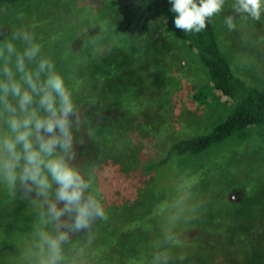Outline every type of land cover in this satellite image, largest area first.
<instances>
[{"label":"rangeland","instance_id":"rangeland-1","mask_svg":"<svg viewBox=\"0 0 264 264\" xmlns=\"http://www.w3.org/2000/svg\"><path fill=\"white\" fill-rule=\"evenodd\" d=\"M94 1L23 0L19 4L0 9V30L11 34L21 26L27 28L35 33L46 55L48 51L45 47L55 43L59 35L60 17H69L68 21H75L73 17H83L81 25L74 22L70 27L81 30L80 37L84 39L92 29L95 30L92 24L97 25L103 17L115 13L114 25L122 20L125 28L129 27L133 34L131 46L127 45L129 52L126 53L130 64L150 73L153 70L162 74L167 69L166 72L177 78L173 86L181 88L178 94H174L173 103L176 105L167 109L162 103L164 108H160L161 111L144 108L142 112H128L119 123H113L111 116L106 121V125L111 126L107 131L112 135L110 142L114 148L117 146L124 160L120 161L123 170L116 173L109 161H105L102 166V159L96 160L94 157L84 163V166L92 169L98 165L95 163H100L94 171L95 184L100 190L108 217L105 221L96 222L91 237L84 233L72 237L74 242L84 248L87 264H148L154 245L173 223V231L179 234L182 244L172 249V264H264V150L255 130L236 134L202 156L171 160L159 171L155 184L146 189L143 179L149 178V175L141 177V181L137 180L140 177L136 172L139 158L142 156V159L146 157L152 161L150 156L165 148L170 141L166 132L153 135V131L164 124L168 128L177 124L176 138L191 130L207 129L223 115L222 108L211 106L199 110V115L192 118L196 126L179 131L181 125L178 121L184 120L191 109L185 105L187 93H196L199 87L208 82L201 66L175 41L168 40L161 45V50L167 51L169 55H148L145 45L156 46L154 41H163L161 34H164L163 18L152 9L143 6L126 7L121 0H102L105 5L98 8ZM231 2L226 0L223 11L227 14H231ZM88 20H91V24H87ZM236 30L238 33L234 39L250 42V46L247 44L248 47L246 45L244 48L243 44L239 49L241 53L236 54L229 48L234 46L227 40V51L231 57L235 55V60L248 62L245 55L249 60L250 57L255 59L258 62L254 64L256 71L245 74L251 81L264 84V22L238 19ZM92 33L96 34V31ZM106 44L110 45L109 40ZM101 47H105L104 42ZM133 48H139L143 54L133 59ZM255 60L250 61L255 63ZM143 94L147 96L146 90ZM99 134L105 140L106 129L100 130ZM83 140L77 143L85 147L84 144L88 142L87 139ZM108 141L105 142L110 143ZM110 145L106 144V147ZM195 170L199 174L206 172L207 177L203 179L207 181L208 192L200 184L181 193V202L173 208L166 207L165 202L174 195L176 185L188 173L194 174ZM212 199L215 201L210 202L212 208H209L205 203ZM18 207L33 213L27 201L10 198L0 186L1 217H10ZM22 217V223L26 225L28 216ZM25 229L29 230L26 226ZM25 237L22 235L18 238L11 250L0 247V264L4 262L3 255L8 258L20 255V251L27 247L31 235L25 234ZM181 256L183 259H178Z\"/></svg>","mask_w":264,"mask_h":264},{"label":"trees","instance_id":"trees-1","mask_svg":"<svg viewBox=\"0 0 264 264\" xmlns=\"http://www.w3.org/2000/svg\"><path fill=\"white\" fill-rule=\"evenodd\" d=\"M22 1L0 0V9L19 4ZM121 1L126 7H148L162 16L164 34H161V36L163 41H154L157 44L156 46L152 44L145 45L149 56L160 53L169 55L167 51L161 50V45L167 43L168 40L175 41L197 60L207 77L208 82L199 87L196 93H187L185 105L191 107V109L188 110L189 113H186L184 120L178 121L181 125L179 131L185 128L190 130L196 126L192 118L199 115V110H205L211 106L221 107L223 113L210 128L191 130L192 132L183 133L176 138L174 135L178 132L177 124L170 125L169 128L167 124H164L165 127L161 124L163 126L154 130L153 135L166 132L165 135L170 141L166 143L165 148L150 156L152 161L145 159L146 157L142 159V156L139 158L136 172L139 173L140 177H137V180L140 179L141 181V177L149 175V178L143 179L145 188L149 189L157 181L159 171L166 167L171 160L202 156L234 135L250 129L255 130L264 150V84L251 81L245 74V72L253 74L256 71L254 66L258 62L255 59L250 57V60H255V63H253L245 55L248 62L235 60V55L231 57L230 52L227 51L225 47L227 40L234 46V48H229L236 54L241 53L239 49L242 48L243 44H245L244 48L247 44L250 46V42L241 41L242 39L238 35L237 37L240 40L236 41L234 37L238 33L237 30L229 31L224 25L223 18L228 15L227 12L223 11L220 15L208 20L206 28L199 33L183 32L174 25L175 14L170 11L172 5L169 0ZM94 2H97L98 8L105 5L102 0H95ZM115 15V13L110 14L103 17L101 23L92 24V28H95V30L92 29L84 39L80 37L82 35L81 30L70 27L73 26L74 22L81 25L83 17L80 19L73 17L75 21H68L69 17L62 16L59 18V35L55 43L45 47L48 56L53 59L57 69L64 75L66 83L72 88L74 99L82 116L88 120V123L81 127L82 131L77 132L74 130L77 151L76 161H78H75V163L77 166L83 164L80 167L82 171L90 169L95 171L97 166L100 163L103 166L105 161L111 163L116 173L122 171L123 167L120 161L123 158L120 157L117 146L114 148L110 142L112 141V135L107 132L111 127L106 125L110 120L108 118L111 116L113 123H119V120L128 112H142L144 108H147V110L148 108H154L161 111L160 108H164L165 105V109H167L173 104L176 105L173 103L174 94H178L181 89L178 86H173V81L177 78L174 74L172 76L169 72H166L167 69H164L162 74L153 70L150 73V71L146 72L130 64L126 53L129 52L127 45L131 46L133 34L129 27L125 28L126 26L122 20L114 25ZM256 22H264V15H262L260 21ZM87 24H91V20H88ZM94 31H96V34L92 33ZM5 32L9 33V31ZM2 39L3 37H0V40ZM108 40L109 46L106 44ZM102 42L105 43V47H101ZM49 43L50 41L46 42V44ZM130 51L132 52V50ZM140 52L139 48L134 49L133 59L143 54ZM144 90H146L147 96L146 93L143 94ZM149 93H151L150 97L148 96ZM167 96L170 97L167 98ZM156 104L157 106L160 104V106L157 107ZM89 128L94 130V137H89ZM104 129H106L105 140L99 134L100 130ZM171 130L172 132H170ZM82 138L87 139L88 144H84L85 147L80 145L82 143H77L78 140H83ZM106 140H109L110 143H106ZM83 142L85 141L83 140ZM106 144L111 145L106 147ZM90 157L102 160L100 163H95L98 165L92 169L84 166L85 162L91 160ZM193 172L194 174L188 173L186 178L176 185L174 195L165 202L166 207L173 208L178 202H181L179 200L181 193L188 189H194L200 184L208 192L206 188L207 181L205 182L203 179L207 177L206 172L202 174H199L198 170ZM134 180L136 179L134 178ZM214 201L213 199L212 201L207 200L205 204L212 208L210 202ZM220 201L223 200L220 199ZM162 206L164 205L162 204ZM21 209L18 207L10 217L8 215L1 217L2 215H0V247L4 246V250H11L14 242L22 235L25 237V234L27 236L31 234L35 215L30 213L28 209ZM22 216H28L26 225L22 223L24 218ZM25 226L29 230L26 231ZM2 258L4 259L2 264H17L20 262L19 256L16 255L11 258L3 255Z\"/></svg>","mask_w":264,"mask_h":264},{"label":"clouds","instance_id":"clouds-1","mask_svg":"<svg viewBox=\"0 0 264 264\" xmlns=\"http://www.w3.org/2000/svg\"><path fill=\"white\" fill-rule=\"evenodd\" d=\"M169 3L175 27L199 33L223 12L226 0ZM230 9L223 23L234 31L238 19L261 20L264 0H232ZM0 37V186L10 198L27 201L35 215L20 264H87L72 237H91L96 222L108 218L94 171L75 163L74 130L88 120L34 32L21 26L10 35L0 30ZM94 134L89 128V137ZM174 227L156 242L148 264H172V249L182 244Z\"/></svg>","mask_w":264,"mask_h":264}]
</instances>
